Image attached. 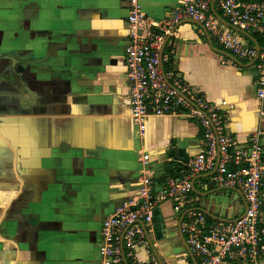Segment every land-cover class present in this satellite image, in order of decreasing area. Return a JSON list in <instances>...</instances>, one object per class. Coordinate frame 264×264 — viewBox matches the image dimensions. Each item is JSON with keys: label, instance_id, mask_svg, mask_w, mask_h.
<instances>
[{"label": "crops", "instance_id": "0c3cea01", "mask_svg": "<svg viewBox=\"0 0 264 264\" xmlns=\"http://www.w3.org/2000/svg\"><path fill=\"white\" fill-rule=\"evenodd\" d=\"M123 1L0 0V264H107L99 252L102 221L140 196L144 178L159 191L169 171L185 168L202 149L200 128L183 116L151 118L143 131L133 124ZM182 3L139 0L158 21ZM210 16L228 28L217 0ZM193 22L170 30L165 48L173 69L221 107L237 143L264 134L251 62H235L209 34L211 46ZM206 176L194 186L203 194L198 180ZM193 194L222 219L239 204L221 192ZM178 218L165 201L148 225L150 250L163 264H192Z\"/></svg>", "mask_w": 264, "mask_h": 264}, {"label": "built area", "instance_id": "2783aa9c", "mask_svg": "<svg viewBox=\"0 0 264 264\" xmlns=\"http://www.w3.org/2000/svg\"><path fill=\"white\" fill-rule=\"evenodd\" d=\"M211 2L183 0L169 19L158 21L142 11L139 0L123 1L129 24L124 66L133 124L143 131L151 118L183 116L200 128L202 149L176 175L169 174L159 191H155L151 178H144L140 196L121 203L102 221L99 252L107 264H159L150 250L148 225L155 207L165 201L171 203L177 217L184 213L181 232L197 264H258L264 260L263 132L257 130L246 143H237L225 128L221 107L210 103L173 69L167 43L161 57L159 53L173 26L187 19L202 23L223 51L251 62L256 71L255 95L263 101L264 0H217L230 25L261 39L258 53L240 33L211 18ZM260 116H264L263 109ZM201 174H207L204 180H198L207 196L223 192L230 201L239 202L230 215V220L235 221H211L206 215L201 198L192 191Z\"/></svg>", "mask_w": 264, "mask_h": 264}, {"label": "water", "instance_id": "95a60500", "mask_svg": "<svg viewBox=\"0 0 264 264\" xmlns=\"http://www.w3.org/2000/svg\"><path fill=\"white\" fill-rule=\"evenodd\" d=\"M214 15H215V17H216V16L219 17V16L217 15V13H214ZM219 18H220V17H219ZM221 21H223V23H225V25H226L228 28L237 31L238 33H240V34L243 35L244 37H246V38H248L249 40H251V41L254 43V45H257L256 52H257V53L259 52V48H260V47L258 46L257 41H256L253 37H251V36H250L248 33H246L245 31H242V30H239V29L236 28V27H233L232 25H230V24L227 23L226 21H224V20H221ZM193 23H196V25H197L198 27H200V28L204 31V34L206 35L209 44L212 46V42H211V39H210L209 33H208L206 27L204 26V24H202V23H198V22H193ZM168 40H169V36L166 37V39H165L163 45H162L161 48H160V51H159V53H160V57H161V55H162V53H163L164 46H165V44L167 43ZM217 51H218V50H217ZM229 56H231V55H229ZM231 57L234 59L235 62L237 61L233 56H231ZM161 67H162V72H164V71H163V64H162V62H161ZM218 161H219V154H217L216 165L218 164ZM192 191L195 192V193H197V194H199V195H200V194H201V195H205V196L207 195V193L203 194V193H200V192L196 191V189L194 188V186H192ZM217 191H219V190H217ZM240 198L243 199V197L241 196V194H240ZM242 201H243V200H242ZM204 212L206 213L207 216H209V217H211L212 219H215V220H217V221H223V222H228V223H230V222H233V221L236 220V219H234V220H230V217H228L227 219H222V218H220V217H216L215 215L211 214V213L208 212L207 210H204ZM183 217H184V213H182V214L179 216V218H178V235H179L180 241H181V243H182L184 249L187 251L188 256L190 257V259H191V261H192V264H197V261H196L195 257L193 256V254L190 252V250H189V248H188V245H187V243H186V241H185V239H184V236H183V234H182V232H181V223H182ZM154 252H155V251H154ZM155 257H156L157 262H158L159 264H163V263L160 261V259H159V257H158V255H157L156 252H155Z\"/></svg>", "mask_w": 264, "mask_h": 264}, {"label": "trees", "instance_id": "16d2710c", "mask_svg": "<svg viewBox=\"0 0 264 264\" xmlns=\"http://www.w3.org/2000/svg\"><path fill=\"white\" fill-rule=\"evenodd\" d=\"M167 67V66H166ZM170 175H176L177 173H173L172 171H169Z\"/></svg>", "mask_w": 264, "mask_h": 264}, {"label": "flooded vegetation", "instance_id": "af4514ba", "mask_svg": "<svg viewBox=\"0 0 264 264\" xmlns=\"http://www.w3.org/2000/svg\"><path fill=\"white\" fill-rule=\"evenodd\" d=\"M20 111H22V110L20 109Z\"/></svg>", "mask_w": 264, "mask_h": 264}, {"label": "rangeland", "instance_id": "374dc122", "mask_svg": "<svg viewBox=\"0 0 264 264\" xmlns=\"http://www.w3.org/2000/svg\"><path fill=\"white\" fill-rule=\"evenodd\" d=\"M221 193H223V192H221Z\"/></svg>", "mask_w": 264, "mask_h": 264}]
</instances>
